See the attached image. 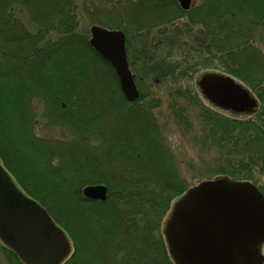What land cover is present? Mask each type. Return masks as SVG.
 <instances>
[{
	"label": "trees",
	"instance_id": "trees-1",
	"mask_svg": "<svg viewBox=\"0 0 264 264\" xmlns=\"http://www.w3.org/2000/svg\"><path fill=\"white\" fill-rule=\"evenodd\" d=\"M163 1L0 0V159L69 236L72 252L62 264H175L163 222L174 201L202 181L190 184L181 174L164 128L141 103L144 94L127 100L110 62L77 32L78 3L91 24L128 28L141 36L182 15L203 24L224 41L207 54H222L230 75L264 103V53L251 43L253 25L263 24L264 0H202L188 11L177 0ZM15 6L29 13L31 28L12 12ZM78 59L82 68L74 63ZM153 59L146 53L129 58L136 78L176 73L178 67L151 64ZM88 81L101 84L87 88ZM34 94L45 96V116L70 138L37 132ZM202 97L206 103L196 104L200 133L204 146L211 142L223 156L217 172L234 180H250L255 168L264 172V109L224 114ZM176 111L175 119L188 132L189 119ZM88 183L106 184L107 199H86L82 188ZM62 187L71 201H60ZM0 252L8 264H26L1 240Z\"/></svg>",
	"mask_w": 264,
	"mask_h": 264
},
{
	"label": "water",
	"instance_id": "water-1",
	"mask_svg": "<svg viewBox=\"0 0 264 264\" xmlns=\"http://www.w3.org/2000/svg\"><path fill=\"white\" fill-rule=\"evenodd\" d=\"M185 10L193 0H178ZM90 44L115 69L129 101L138 99L129 67L126 35L94 24ZM198 85L213 104L233 113H250L257 99L232 76L206 72ZM86 198L104 201L105 184H88ZM176 264H262L264 195L250 181L205 180L189 189L173 206L165 227ZM0 239L27 264H59L70 252L66 233L47 210L24 194L0 163Z\"/></svg>",
	"mask_w": 264,
	"mask_h": 264
},
{
	"label": "rangeland",
	"instance_id": "rangeland-1",
	"mask_svg": "<svg viewBox=\"0 0 264 264\" xmlns=\"http://www.w3.org/2000/svg\"><path fill=\"white\" fill-rule=\"evenodd\" d=\"M201 2L202 0H196L194 4L195 6H198ZM82 10L81 4L78 3L77 17L79 23L77 32L86 35V37L90 39V27L92 24L88 21ZM12 12L15 13L16 17L19 18L28 28L32 27L29 19V13L26 10H23L19 6H15V11L13 10ZM252 22L254 24V19ZM262 23L263 24L258 26H256V24L253 25L254 32L251 38V43L264 53V20ZM120 30L124 31L126 35V51L129 58L146 53V55L150 54L153 58H155L151 64L161 61L165 64L170 63L175 67H178L176 73H174V75L172 74L173 76L167 77L151 75L144 78L140 77L141 75L136 72V80L139 90L144 94V98L141 103L152 110L158 124L164 128L168 137V142L174 150L178 170L187 178L190 184L196 183L198 180L208 179L209 177L215 178L222 176V174L217 172V170L218 166L220 167L221 165L220 161L223 159V156L218 153V150L216 151L212 148L211 142L207 146H204V140L202 138V135L204 134L202 133L201 135L200 133V121L198 119V108L196 104L201 100L203 102L205 101L198 89L196 80L201 73L207 71L226 74L229 73L227 71L228 65L223 59L222 54H220L221 56L214 53H212V55L207 54V51L211 47L212 49L216 47L219 48L223 45L224 41L221 37L215 38L210 35L208 29H204L203 24L199 22L193 23L186 15L176 17L171 22L157 26L156 29L152 30L149 34L148 32L142 33V36L141 34H138L134 30L128 28H121ZM57 35L58 34L54 33L51 37L55 38ZM205 38H207V40ZM200 41L208 42L210 47L206 50L207 47L203 44L201 45L199 43ZM232 42L234 43L235 40ZM195 50H197V52L199 51V55H197ZM187 52H189V55ZM184 58L187 59V63L185 65L183 64L185 61ZM79 62L80 59L76 60L74 63H77L78 66L82 68ZM138 67L139 66L137 65L136 69ZM186 67L188 68L186 69ZM239 81L241 82V80ZM100 84L101 82L99 84H94L88 81L86 87L95 88ZM245 86L247 85L245 84ZM249 89L259 100L260 107H258V110H260L258 112L260 113L264 109V103L261 102L259 95L255 90L251 87H249ZM185 92H188L189 95L187 96L184 94ZM99 100L101 102V99ZM32 101L36 106V109L33 110L37 116L36 130L39 134L47 138H70V133L61 128L59 124L48 121L50 119L45 116L46 99L43 94H34ZM112 110L117 112V109L115 108H112ZM122 110L125 111L124 107ZM175 110H177L176 112L181 111L184 117L189 119L191 126L188 129V132H186V129L183 131L182 124L180 126L178 120L175 119V116L178 117L177 114L173 115ZM219 112L228 114L221 110ZM137 123L139 126L144 125L143 120H140ZM111 164L113 168H118L117 162L113 159ZM251 175L252 177L250 181L257 185L263 192L264 172L255 168L253 174ZM63 188L64 187L60 188L63 196L60 201H71L73 198L71 195L63 193L65 191ZM66 206L70 209V211H73L74 216L79 217L78 210L73 208L70 203L66 204ZM0 259L3 264H8V260L3 254H1V252Z\"/></svg>",
	"mask_w": 264,
	"mask_h": 264
}]
</instances>
